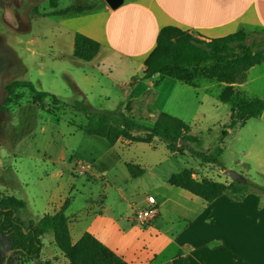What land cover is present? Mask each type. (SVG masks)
<instances>
[{"label": "rangeland", "instance_id": "rangeland-1", "mask_svg": "<svg viewBox=\"0 0 264 264\" xmlns=\"http://www.w3.org/2000/svg\"><path fill=\"white\" fill-rule=\"evenodd\" d=\"M51 1L55 0H0V201L14 197L24 202L25 209L17 213L23 222L52 214L56 206L68 199L72 204L71 212L78 211L84 201L94 202L98 208L106 202L107 214L117 217L119 223L129 221L148 228L156 213L145 223H140L137 215L148 208L149 196L170 197L176 201L182 200L179 194L190 196L168 183L170 175L184 169H189L192 177L199 181L208 179L229 185L232 180L223 171L230 167L228 170L238 174L247 172L241 177L264 187V175H260L257 165V160L264 157L263 150H259L264 146L260 119L235 124L231 129L229 124L232 117L237 118V112L233 104L219 100L227 85L203 76L200 70L190 71L188 82L160 74L149 76L146 73L148 56L144 59L142 69L131 84L155 88L153 107L157 114L154 118L150 115L153 112H144L142 103L127 104L126 98L116 94L114 89L108 92L109 101H99L98 88L87 98L73 93L69 81L78 79L79 64L85 63H78L80 61L70 51L66 52V48L63 55L53 48L54 35L60 27L55 24L54 16H42L52 11ZM57 2L60 8L74 3ZM180 30L204 40L195 31ZM236 32L246 34L245 46L264 42V30L259 27L243 26ZM252 52L264 54V47L254 48ZM259 65L264 66V62L255 66ZM130 73L131 70L114 71L112 75L123 79ZM16 81H29L37 91L54 95L65 105L56 104L50 97L39 98L29 88L19 87L8 93L7 85ZM232 86L236 96L231 102L254 99L251 91L243 95ZM83 97L97 113L122 112L142 126L152 125L159 111L181 119L189 126V134L196 138V143L191 144L193 150L206 155L221 150L220 167L203 163L189 152L170 154L158 138L151 144L120 140L112 152L149 172L140 183L136 178L130 180L116 159L107 160L110 153L101 144L108 146V143L83 133L87 116L74 109ZM223 132L225 137H222ZM126 142L131 145L125 146ZM101 155L107 160L106 167L95 161ZM227 194L226 198L231 199L230 190ZM249 195L252 196L249 202L257 198L264 202L263 193L252 192L245 197ZM178 214L177 209L164 206L155 221L161 227H172L179 224ZM41 243V258L54 259V264H68L55 246L52 233H46ZM9 252L7 238L0 236V264H4ZM9 264H16L15 259Z\"/></svg>", "mask_w": 264, "mask_h": 264}, {"label": "crops", "instance_id": "crops-1", "mask_svg": "<svg viewBox=\"0 0 264 264\" xmlns=\"http://www.w3.org/2000/svg\"><path fill=\"white\" fill-rule=\"evenodd\" d=\"M57 1H54L55 9H62ZM69 1L90 3L99 0ZM54 18L60 30L55 33L52 46L59 55H63L66 48V52L70 51L73 56L75 33L99 43V51L91 61L76 58L80 61L78 63H85L79 64L80 75L73 81L83 96L87 98L98 88L96 97L99 101H109L108 92L114 89L116 94L126 98L127 104L142 103L144 112H153L150 115L154 118L157 114L153 107L155 88L146 84L132 86L131 83L142 69L144 59L155 48L159 31L163 27L173 26L195 31L204 40H211L235 33L243 26H256L264 30V0H123L116 9H110L104 3L100 9L87 15ZM130 70L132 73L123 79L112 75L114 71ZM234 87L243 95L251 91L254 99L264 100V66L251 67L247 71L246 81ZM148 93L151 96H146ZM259 119L264 130V110ZM119 142L114 145L107 142L108 146H101L110 153L107 160L116 159L117 165L127 173L129 179L135 180L125 166L133 162L124 161L112 152ZM259 150L264 153V146ZM103 157L98 156L95 161H100L106 167L107 160L104 161ZM257 165L260 175H264V157L257 160ZM146 174L149 175V172L144 169V173L136 178L138 183ZM239 175L244 177L247 172ZM184 195L179 194L181 201L149 196L155 201L154 221L161 216L164 206L180 211L176 217L179 224L167 228L156 221L153 225L152 220L148 228H141L129 221L121 224L117 217L107 214L106 202L98 208L94 202L84 201L75 212H71L72 204L69 203L65 216L71 242L76 243L88 232L128 264H172L178 250L183 252L187 264H264V202L261 198L249 202L250 195L240 201L221 196L212 202H205L189 193L190 196ZM60 206H56L53 213ZM42 251L43 247L39 258L26 264L49 261L41 258Z\"/></svg>", "mask_w": 264, "mask_h": 264}, {"label": "trees", "instance_id": "trees-1", "mask_svg": "<svg viewBox=\"0 0 264 264\" xmlns=\"http://www.w3.org/2000/svg\"><path fill=\"white\" fill-rule=\"evenodd\" d=\"M103 5L102 0L90 3L75 2L57 10L54 1H51L50 7L53 10L42 16L68 18L87 15L97 11ZM245 37L244 32H235L206 42L192 38L177 27H163L157 35L155 48L146 59V73L149 76L160 74L188 82L190 71L200 70L203 76L215 78L218 82L226 84L223 93L219 95V100L233 104L232 108H235L237 112V118L232 117L229 124L232 129L235 124H243L250 119L259 118L264 110V100L258 98L236 99L231 102L236 96L232 85L243 83L246 71L264 62V54L252 52L254 48L264 47V42L245 46L243 45ZM98 51L97 41L75 33L73 44L75 58L89 62ZM69 85L73 93L82 95L72 80L69 81ZM19 87L29 88L39 98L50 97L56 104L65 105L54 95L37 91L29 81L12 82L7 85L6 91L11 93L13 89ZM74 109L87 116V123L82 129L85 135L102 138L111 145L119 140L151 144L154 139L158 138L166 145L170 154L189 152L201 159L203 163L220 167L218 157L221 150H216L215 154L210 155L193 150L191 144L196 143V138L189 134V126L168 113L160 112L152 125L142 126L122 112L97 113L84 97L74 106ZM225 136L226 133L223 132L222 137ZM125 166L132 178L140 177L144 173V169L138 165L126 163ZM168 183L205 202H212L221 196L228 197L229 190L232 194L231 199L234 201H239L252 192L264 194V187L247 179H241L240 182L231 181L229 185L208 179L199 181L192 177L189 169L172 174ZM68 205L69 200L67 199L56 212L42 215L37 222L31 220L23 222L17 213L25 209L24 202L14 197L0 201V236L7 238L11 251L6 264H9L13 258L16 264H26L37 260L42 248L41 237L49 232L52 233L55 246L69 264H128L88 232L72 244L65 216ZM40 264L54 263L46 261ZM172 264H187V259L181 250L177 251Z\"/></svg>", "mask_w": 264, "mask_h": 264}, {"label": "water", "instance_id": "water-1", "mask_svg": "<svg viewBox=\"0 0 264 264\" xmlns=\"http://www.w3.org/2000/svg\"><path fill=\"white\" fill-rule=\"evenodd\" d=\"M110 9H116L117 7H119L121 4H122V2H123V0H102ZM223 174L224 175H226V176H228L232 181H235V182H240L241 181V176L238 174V173H236V172H234V171H232V170H224L223 171ZM10 253H11V251L9 252V254H8V256H7V258H6V260L4 261V264H6V262H7V260H8V257H9V255H10Z\"/></svg>", "mask_w": 264, "mask_h": 264}, {"label": "built area", "instance_id": "built-area-1", "mask_svg": "<svg viewBox=\"0 0 264 264\" xmlns=\"http://www.w3.org/2000/svg\"><path fill=\"white\" fill-rule=\"evenodd\" d=\"M146 203L148 204V208L146 210L141 211L138 215L137 218L140 223H145L148 221L150 215H152L155 212V201L151 198L148 197Z\"/></svg>", "mask_w": 264, "mask_h": 264}]
</instances>
